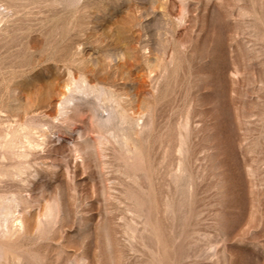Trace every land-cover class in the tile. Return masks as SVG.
<instances>
[{"label": "rangeland", "instance_id": "1", "mask_svg": "<svg viewBox=\"0 0 264 264\" xmlns=\"http://www.w3.org/2000/svg\"><path fill=\"white\" fill-rule=\"evenodd\" d=\"M0 197V264H264V0H0Z\"/></svg>", "mask_w": 264, "mask_h": 264}, {"label": "bare ground", "instance_id": "2", "mask_svg": "<svg viewBox=\"0 0 264 264\" xmlns=\"http://www.w3.org/2000/svg\"><path fill=\"white\" fill-rule=\"evenodd\" d=\"M161 61V60H160ZM150 62V61H149ZM164 69V68H163ZM121 117V116H120ZM125 120L124 119H120L119 120V123H122V122H124ZM138 121V120H137ZM139 122V121H138ZM134 124V123H133ZM119 129L121 130L122 129V127H119ZM131 130V129H130ZM112 131H113V129H112ZM132 132V131H131ZM111 133V132H110ZM113 136V135H112ZM114 137V136H113ZM125 137V136H124ZM4 139V138H3ZM24 139H25V142L24 141H20L21 143H23L22 145L23 146H27V147H32L33 146V144L31 143V141H30V139L28 138V137H24ZM19 141V140H18ZM128 142V141H127ZM20 143V144H21ZM183 143V142H182ZM36 144V143H35ZM123 144H125V143H123ZM38 145V144H37ZM36 145V146H37ZM21 147V146H20ZM26 151H17L16 152V155H18V156H22V157H26ZM23 169V168H22ZM8 199V198H7ZM12 199V198H11ZM4 201H5V198L4 197H0V215H2L3 217H0V226H2L3 224H4V221H5V215H7L8 213H13L15 210H16V206H17V204H18V200H14V201H11V200H9V201H11V202H9V203H7V204H5L4 203ZM15 217V216H14ZM19 224H21L20 223V221H19Z\"/></svg>", "mask_w": 264, "mask_h": 264}]
</instances>
